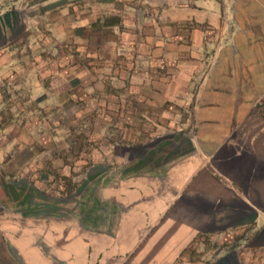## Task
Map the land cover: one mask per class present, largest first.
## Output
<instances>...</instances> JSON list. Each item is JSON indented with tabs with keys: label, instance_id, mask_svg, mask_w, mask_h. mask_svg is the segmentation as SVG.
<instances>
[{
	"label": "rangeland",
	"instance_id": "obj_1",
	"mask_svg": "<svg viewBox=\"0 0 264 264\" xmlns=\"http://www.w3.org/2000/svg\"><path fill=\"white\" fill-rule=\"evenodd\" d=\"M71 1L0 0V198L18 208L21 232L56 211L77 219L60 242L103 230L81 221L106 210L102 188L117 178L123 152L116 145L133 144V158L183 145L184 91L194 92L207 67L197 48L191 64L180 63L185 47L168 44L165 23L146 9ZM2 242L0 264H10L8 250L21 263Z\"/></svg>",
	"mask_w": 264,
	"mask_h": 264
},
{
	"label": "crops",
	"instance_id": "obj_2",
	"mask_svg": "<svg viewBox=\"0 0 264 264\" xmlns=\"http://www.w3.org/2000/svg\"><path fill=\"white\" fill-rule=\"evenodd\" d=\"M109 1L158 16L168 44L187 51L180 63L201 50L207 67L184 91L191 129L167 155L144 149L133 158V144L116 145L123 152L102 188L106 210L88 220L103 230L60 242L78 221L56 211L21 232L18 208L0 198L2 246L22 259L8 250L9 263L264 264V0Z\"/></svg>",
	"mask_w": 264,
	"mask_h": 264
},
{
	"label": "trees",
	"instance_id": "obj_3",
	"mask_svg": "<svg viewBox=\"0 0 264 264\" xmlns=\"http://www.w3.org/2000/svg\"><path fill=\"white\" fill-rule=\"evenodd\" d=\"M85 226L89 225V227L95 228L98 224L93 222H88V219H83L81 221Z\"/></svg>",
	"mask_w": 264,
	"mask_h": 264
}]
</instances>
